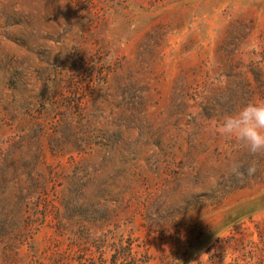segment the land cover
I'll use <instances>...</instances> for the list:
<instances>
[{
    "label": "rangeland",
    "instance_id": "1",
    "mask_svg": "<svg viewBox=\"0 0 264 264\" xmlns=\"http://www.w3.org/2000/svg\"><path fill=\"white\" fill-rule=\"evenodd\" d=\"M259 101L264 0H0V264H264Z\"/></svg>",
    "mask_w": 264,
    "mask_h": 264
},
{
    "label": "clouds",
    "instance_id": "2",
    "mask_svg": "<svg viewBox=\"0 0 264 264\" xmlns=\"http://www.w3.org/2000/svg\"><path fill=\"white\" fill-rule=\"evenodd\" d=\"M218 135L235 140L251 156L264 155V101L250 102L235 114L226 115L216 127ZM243 165L233 162L230 174L243 179L245 171L251 176L257 171L256 161L242 171Z\"/></svg>",
    "mask_w": 264,
    "mask_h": 264
}]
</instances>
